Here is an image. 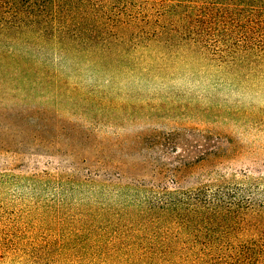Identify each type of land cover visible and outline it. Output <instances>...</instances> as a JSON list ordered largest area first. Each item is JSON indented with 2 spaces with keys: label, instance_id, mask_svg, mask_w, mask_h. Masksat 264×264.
Instances as JSON below:
<instances>
[{
  "label": "rangeland",
  "instance_id": "rangeland-1",
  "mask_svg": "<svg viewBox=\"0 0 264 264\" xmlns=\"http://www.w3.org/2000/svg\"><path fill=\"white\" fill-rule=\"evenodd\" d=\"M16 49L38 68L0 61V264H264V54Z\"/></svg>",
  "mask_w": 264,
  "mask_h": 264
},
{
  "label": "trees",
  "instance_id": "trees-1",
  "mask_svg": "<svg viewBox=\"0 0 264 264\" xmlns=\"http://www.w3.org/2000/svg\"><path fill=\"white\" fill-rule=\"evenodd\" d=\"M134 1L0 0V61L37 74L38 65L24 61L16 49L32 45L99 70L108 61L119 64L136 48L169 50L200 38H210V52L219 58L264 54V0H210L209 9L186 8L185 0ZM53 75L45 73L46 82ZM159 195L164 210H178L179 191L164 187Z\"/></svg>",
  "mask_w": 264,
  "mask_h": 264
}]
</instances>
